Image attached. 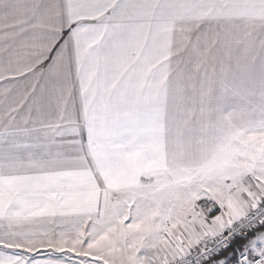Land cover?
Returning <instances> with one entry per match:
<instances>
[{
  "label": "snow or ice",
  "instance_id": "6c2138e0",
  "mask_svg": "<svg viewBox=\"0 0 264 264\" xmlns=\"http://www.w3.org/2000/svg\"><path fill=\"white\" fill-rule=\"evenodd\" d=\"M0 264H264V0H0Z\"/></svg>",
  "mask_w": 264,
  "mask_h": 264
}]
</instances>
